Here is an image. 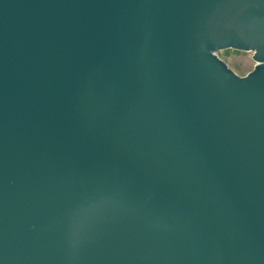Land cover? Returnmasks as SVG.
<instances>
[{
    "label": "water",
    "instance_id": "95a60500",
    "mask_svg": "<svg viewBox=\"0 0 264 264\" xmlns=\"http://www.w3.org/2000/svg\"><path fill=\"white\" fill-rule=\"evenodd\" d=\"M0 264H264V0H0Z\"/></svg>",
    "mask_w": 264,
    "mask_h": 264
},
{
    "label": "rangeland",
    "instance_id": "374dc122",
    "mask_svg": "<svg viewBox=\"0 0 264 264\" xmlns=\"http://www.w3.org/2000/svg\"><path fill=\"white\" fill-rule=\"evenodd\" d=\"M218 56L226 60L229 63L231 69L240 75L250 74L257 65V63L253 60L252 52L247 53L237 52L234 50H225L220 51Z\"/></svg>",
    "mask_w": 264,
    "mask_h": 264
}]
</instances>
